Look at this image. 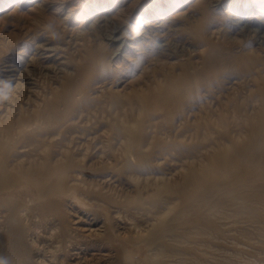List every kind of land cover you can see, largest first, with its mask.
Returning <instances> with one entry per match:
<instances>
[{
	"label": "rangeland",
	"instance_id": "obj_1",
	"mask_svg": "<svg viewBox=\"0 0 264 264\" xmlns=\"http://www.w3.org/2000/svg\"><path fill=\"white\" fill-rule=\"evenodd\" d=\"M5 1H0L3 3L0 6V61L19 54L18 49L29 42L33 45V41H46L49 46H57L47 52L53 55L45 62L51 67L47 71L39 69L38 58L28 62L34 54L31 45L25 55L19 54L21 68L32 63V76L36 75L38 80L35 78L36 86L31 85L27 92L25 89L1 91L5 95L10 92L12 97L7 101L4 95L0 100V141L3 140L0 150L5 152L10 165L16 158L20 166L40 161L69 162L68 177L78 184L75 193L79 202L72 195H65L59 201L58 213L50 215L53 217L48 226L34 227L39 237L33 247L41 248L38 250L46 256L55 251L54 260L58 264H122L124 248L134 249L135 253L139 250L129 238L141 239L149 234L147 229L154 223V217L158 218L156 225L161 221L160 212L169 203L167 195L175 196L167 190L177 186L187 165L197 166L202 162V155L219 147L232 149L231 142L240 141L239 132L246 136L244 143L258 140L259 136L250 133V121L243 118L256 115L261 111L259 107L264 108V41L258 34L244 33L239 24H232L228 4L212 5L214 10H209L207 6L214 4V0H124V13L116 16L115 10L112 11L116 5H110L113 0H108L111 16L115 17L99 18L102 9L109 6L94 4L91 0ZM228 1L240 7H245V3L252 7L264 3V0ZM39 2L45 3L39 4V8L36 6ZM146 11L167 21L158 27L159 34L138 44L126 57L110 58L115 45L108 38L113 33L114 20L124 21L129 16L131 21ZM242 11L244 18L249 16V9L242 8ZM208 59L215 62L210 63ZM103 65L108 70H103ZM58 66L63 67L58 70ZM163 90L164 96L160 92ZM166 97L168 107L163 108L160 103L162 108H159L160 99ZM154 102H158L156 106ZM10 144H15L14 148ZM160 196L165 198L163 202ZM1 210V218L5 219V209ZM172 216L169 212L164 219ZM56 217L65 221L64 226L58 224ZM233 222L230 227H244L243 221L235 225ZM174 223L175 220H170L168 225ZM235 230L231 233L233 239L230 234L219 240L214 231L208 237L212 249L200 247L205 249L204 255L207 257L208 250L209 260L224 259L233 254V243H230L236 240L244 248V259L264 264V246L251 245L244 235L254 241L264 240V236L254 230L250 234ZM69 231L75 233L71 239L77 245H67L65 237ZM216 241H221L220 245ZM177 255L172 263H185Z\"/></svg>",
	"mask_w": 264,
	"mask_h": 264
},
{
	"label": "bare ground",
	"instance_id": "obj_2",
	"mask_svg": "<svg viewBox=\"0 0 264 264\" xmlns=\"http://www.w3.org/2000/svg\"><path fill=\"white\" fill-rule=\"evenodd\" d=\"M6 1L9 2L8 0ZM91 1L94 4H98V5L103 4L104 6H109L110 4V1L108 0H105L103 2L102 0H91ZM205 2H207V0ZM42 3L43 2H41V4L40 2L36 3V6L38 7L40 5L43 6L44 3L43 4ZM112 3L113 5H116L115 7H113V9L111 8L112 11L115 10V14L112 13L113 15L118 16L124 13L125 4H126V3L124 4V0H113V2H111L110 5H112ZM1 4L3 3L0 2V6ZM224 4L229 5L230 7L229 11L232 10L230 13H228L229 16L231 15V17L233 15L232 18L234 21L232 22V24H239V26L241 27V31L243 30V32L247 31L251 33L254 32V34H258L260 36V39L262 38V41H264V6H263L264 3H261V4L258 3L259 7H254V6L252 7L250 3H247V4L245 3V7H240L237 4L232 5L228 0L227 2L226 0H214V4L210 3L208 4L207 7L209 10L210 8L211 10H214L212 5H214L215 7H218ZM58 5L61 6L60 4ZM84 7L89 8L88 5L87 6L85 5ZM74 8H76V6ZM242 8L243 9L245 8V10L247 11L248 9L250 10L248 14L249 16L246 15L247 17L245 18L243 17L245 12L242 11ZM111 9L109 6V8L107 9H102L103 10L102 12L100 11L101 9L98 10L101 12V13L98 12L99 18H104V17L108 18L109 16L110 18H114L115 16H111V12H112ZM37 13L35 11V14ZM226 16L224 18H226ZM128 18L130 17L128 16L127 19L124 21H120L116 19V21L114 20L113 22V30H112L113 33L109 35L108 39L110 40L111 44L113 43L115 45V48H113V50L111 51L110 58L113 56H119V55L126 57V54L134 51L135 48H137L138 44L147 42L148 39H150V37L154 35L157 36L160 32V29H158V27L160 28V26H162L165 22H167L165 20H161V17L157 16L156 13L151 14L150 12H147V13L143 12L141 16L138 15L131 21L130 20L128 21ZM198 19L200 18H197V20ZM39 20L37 19L36 21H39ZM202 20L205 21L204 19ZM197 22L200 24H203V22L201 21L199 22V20ZM207 25L209 24L207 23ZM215 25L217 24H214V26ZM220 25H223V24L221 23ZM172 26H170V28ZM78 28L80 27L78 26ZM201 31H202V28H201ZM198 32L200 31L198 30ZM38 33H37V36H38ZM45 40H48V39H45ZM69 40H70V37H69ZM33 42H35L33 45L31 44V42H29L30 44L28 43L29 45L27 44L22 45L23 47H21L20 50L18 49L17 52L21 56L25 55L27 51L29 50V49L27 50V47L31 45L34 50V51L32 50L34 52L32 56L35 55V57H32L30 55L31 57H29V61L27 59L26 60L28 62H31V61H34V58L36 59L38 58L40 65H41L39 66L40 67L39 69L42 70L44 68L47 71V69L51 67L48 65L49 62L48 63H45V62L48 61L53 56L52 54H49L47 52L57 49V46L55 44L53 45L51 44L49 46L45 44L47 43L46 41L45 43H43V41L42 42L33 41ZM160 45L163 46L164 43H161ZM158 47L160 48L159 45ZM165 53L167 54V50ZM221 53L219 54L217 53V56L220 55ZM224 53L225 52H223V54ZM19 54L15 53L13 54L15 56H11V57L6 56L4 60L0 61V100L1 98H4L3 96L5 95L1 93L2 90L10 91V92L11 91L15 92V91L20 90L21 92L23 89H25L26 91V89L31 87V85L33 84H35L36 86L37 82L35 78L37 77L36 75L32 76V74H34L33 72L34 66L31 65L32 63L30 64L24 63L25 66L21 68L20 61L18 59L20 56ZM57 56H59L60 58L61 55H57ZM137 56H134V57H137ZM141 57H144V56H141ZM216 58L217 57H215V59ZM224 58L223 60L222 59L220 60H222L223 62L224 60L226 61V59ZM99 59L103 61L102 56ZM136 60H138V58ZM208 61L210 63L215 62V60L211 61L210 59H208ZM132 62L128 64H131ZM57 63H61V62H57ZM139 63L141 64V62ZM203 63L205 62L203 61ZM213 63L212 65H214ZM225 63L226 62H224V64ZM52 64H55V63H52ZM103 64H105V62H103ZM203 65L205 67L209 66L208 64L207 65L203 64ZM58 67H59L58 70H60L62 69L63 66L62 67L58 66ZM141 67H143V65L140 66L139 68ZM102 68L105 71L107 69L105 68V65H103ZM249 69H250V66H249ZM52 70L54 71V69ZM49 72H51V70ZM111 72L114 73L115 71H111ZM121 76L122 75H120V77ZM123 76H124V73H123ZM172 80L173 78L169 79L168 80L169 83H171ZM177 85H179V83ZM169 88L170 87L166 89L170 91L173 90ZM171 88L173 87L171 86ZM78 89L80 90V88ZM160 89L158 88V90ZM165 90L160 91V92L163 93ZM30 91H32V89ZM10 92L7 93V95H5V99L7 101L9 99L11 100V97H12V94ZM164 93H163V96H164ZM262 96H263V102H264V92L262 93ZM84 97H87V96H84ZM167 97L169 98V95ZM167 97L166 99L161 98L157 106L159 107L160 103L163 104V105L161 104L162 107L164 105L166 106L167 104L169 105V101L167 103ZM146 98H148V96ZM263 102H262V105L264 106ZM147 103L149 104L150 102H147ZM147 103L146 105H148ZM155 103H158V102H154V105ZM168 105L166 107H168ZM162 107H159V108H162ZM259 108L258 110H261V111H258V112L256 111L257 112L256 115H252L250 111H249V115L251 114V116L244 117L243 115L244 113L241 114L243 115L244 117L243 119L245 121H250L249 124H251L250 125L251 128H249L248 126V128L250 129V133L252 136H259L258 138L259 141L255 140L250 143H244L246 136H241V132H239L237 136L240 137V141L238 142L237 139H234L236 143L234 144L233 142H231L233 146V148L231 147L232 149L219 147L217 149H214L212 152L210 151L206 152L207 155H202V162H199L197 166L190 167V165H187L185 172H183L181 181L177 184V186L169 187L171 191L167 190V192H174L176 197L173 196L172 193L170 195H167L169 203L166 206V208L162 209L160 212L161 221L156 225V223L158 222V218L154 217L153 218L154 223H152V225L147 229V231H150L149 234H145L143 237H141V239H136L135 237L129 238V241H132L133 246L139 250L137 253H135L134 249L124 248V257L122 259V264H173L172 261L175 262L173 258H175L177 254L181 255L182 258L179 256L180 259H183L181 263L185 262L186 264H191V263L192 264H254V262L251 261V259L243 258V254H245L243 253L244 248L243 246L239 245L238 241L236 242V240L235 241L231 240L232 241L231 243L229 242L230 244L233 243V248H234L233 254H231L232 253L231 252L230 255H228L227 257L225 258L223 257L224 259L217 258L218 260H216V258L214 257L215 259H213V261L209 260L211 256L210 257L208 256L209 255V252L207 253L208 250L205 253V254H208L206 257V255H204L205 249L203 248L201 249L200 247L204 245L206 246V248L209 247V249H212V247H210L211 242L209 241L208 237L213 236L214 231L218 233L217 236H215L218 238V240L223 236L225 237V236L230 235L232 233V229L234 228L235 230L237 228V227L236 228L230 227V223L232 225L233 221H234L233 222L234 225L237 224L238 222L239 223L244 222L243 223L244 227L242 226V228H239V229L237 228L236 229L238 230L237 232H245L247 234H250V233H253L251 230H254L257 232V234L264 236V108L262 109L261 108L259 109ZM245 131H247V128ZM243 135H245V133ZM11 138H14V137H11ZM11 142H12V139H11ZM13 145L15 146V144H10V146L14 148ZM14 157H16V154H14ZM7 160L8 159L7 157H5V152L0 150V260H3L4 264H58L57 263L58 260L57 259H56L57 261L54 260L55 251L52 252L53 254L46 256L45 254L41 253L42 251L41 252L39 251L41 248L40 249L38 248L39 249L38 250L36 246L33 247V244L35 243L34 240L36 241V238L39 237V234L37 232H34V227L43 226V225H45L46 227L48 226L47 224H48L49 219L53 217V216L50 217V215L54 213L55 214L58 213L59 201L65 195H72V197H74L75 200L79 202V199L75 193V190L77 189L78 184L73 183L71 179L68 177L69 173H68L67 168L69 167V164H68L69 162L64 161V163L63 162L43 163L42 161H40L38 162V164H35V165L20 166L19 158L18 159L16 158L15 161L11 165L7 163ZM154 198L152 199L154 200ZM163 198L164 197L162 196V199ZM156 199H158V196L156 197ZM156 199L155 201L157 202ZM160 199H161V196H160ZM162 199L160 202H163ZM160 202H157V203H160ZM151 204H155V202L154 203L151 202ZM164 207L162 206V208ZM1 208L5 209L6 216H7L5 219L1 218V214H2ZM169 212H171L173 216L169 218L168 220H165L164 217ZM56 218L58 220V224L61 226H64L65 221L61 220L59 217H56ZM227 218L229 219L232 218L233 221H230ZM170 220H175V223L173 225H168ZM68 233L69 234H67L65 237L68 239L67 245H70V244L77 245L76 241L74 239L73 240L71 239L75 233H73L72 231H69ZM219 233H221L222 235H220ZM230 236H232V238L231 237L230 238L233 239V235L231 234ZM244 236L247 237L251 245L264 246L263 239L261 240L257 239L254 241L251 239L249 235H244ZM223 239H224L223 241L226 240L225 238ZM216 242L219 245L221 243V241L220 243H218V241ZM179 245H182V247L184 248H182ZM220 247H223L222 244ZM259 250H261L260 247H259ZM179 261H176V262H179Z\"/></svg>",
	"mask_w": 264,
	"mask_h": 264
},
{
	"label": "clouds",
	"instance_id": "obj_3",
	"mask_svg": "<svg viewBox=\"0 0 264 264\" xmlns=\"http://www.w3.org/2000/svg\"><path fill=\"white\" fill-rule=\"evenodd\" d=\"M49 27L51 26V23L48 25ZM6 87V85H5ZM0 264H4V261L3 260H0Z\"/></svg>",
	"mask_w": 264,
	"mask_h": 264
}]
</instances>
